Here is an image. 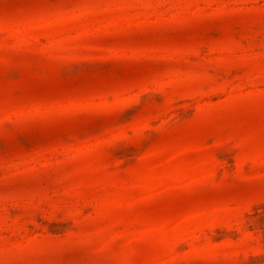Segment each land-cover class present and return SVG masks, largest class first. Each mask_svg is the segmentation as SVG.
Instances as JSON below:
<instances>
[{"label": "rangeland", "instance_id": "rangeland-1", "mask_svg": "<svg viewBox=\"0 0 264 264\" xmlns=\"http://www.w3.org/2000/svg\"><path fill=\"white\" fill-rule=\"evenodd\" d=\"M0 264H264V0H0Z\"/></svg>", "mask_w": 264, "mask_h": 264}]
</instances>
